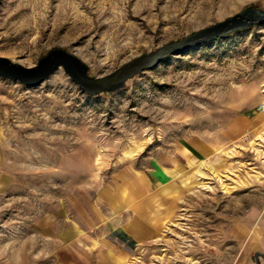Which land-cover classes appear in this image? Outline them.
<instances>
[{
    "label": "rangeland",
    "instance_id": "obj_1",
    "mask_svg": "<svg viewBox=\"0 0 264 264\" xmlns=\"http://www.w3.org/2000/svg\"><path fill=\"white\" fill-rule=\"evenodd\" d=\"M248 9L264 0H0V57L34 67L63 49L103 77ZM188 143L207 150L179 176L160 235L127 264L253 261L231 231L264 210V22L115 93L89 96L63 68L35 86L0 78V264H55L53 225L123 168L157 166Z\"/></svg>",
    "mask_w": 264,
    "mask_h": 264
},
{
    "label": "crops",
    "instance_id": "obj_2",
    "mask_svg": "<svg viewBox=\"0 0 264 264\" xmlns=\"http://www.w3.org/2000/svg\"><path fill=\"white\" fill-rule=\"evenodd\" d=\"M241 124L247 128L248 122ZM194 145L183 144L157 166L123 168L67 223L51 227L47 237L52 249L45 254L55 264H127L136 247L160 235V218L181 189L179 176L207 150ZM231 235L254 256L246 264H264V210L254 220L238 223ZM256 253L263 256L257 260Z\"/></svg>",
    "mask_w": 264,
    "mask_h": 264
},
{
    "label": "water",
    "instance_id": "obj_3",
    "mask_svg": "<svg viewBox=\"0 0 264 264\" xmlns=\"http://www.w3.org/2000/svg\"><path fill=\"white\" fill-rule=\"evenodd\" d=\"M263 22L264 11L257 9L242 11L225 21L193 33L182 41L168 43L157 51L142 55L103 77H91L88 65L63 49L52 50L34 67H24L5 57H0V78L19 82L25 86H35L48 80L60 68H63L71 80L89 96L115 93L123 89L128 80L153 69L173 54ZM260 256L263 255L260 253L255 255L257 260Z\"/></svg>",
    "mask_w": 264,
    "mask_h": 264
}]
</instances>
